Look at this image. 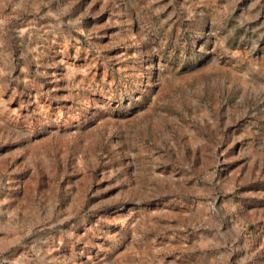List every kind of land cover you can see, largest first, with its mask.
I'll list each match as a JSON object with an SVG mask.
<instances>
[{
	"label": "rangeland",
	"instance_id": "obj_1",
	"mask_svg": "<svg viewBox=\"0 0 264 264\" xmlns=\"http://www.w3.org/2000/svg\"><path fill=\"white\" fill-rule=\"evenodd\" d=\"M0 264H264V0H0Z\"/></svg>",
	"mask_w": 264,
	"mask_h": 264
}]
</instances>
